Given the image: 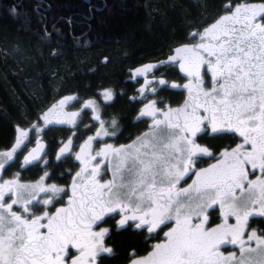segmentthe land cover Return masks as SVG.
<instances>
[{
  "label": "snow or ice",
  "instance_id": "6c2138e0",
  "mask_svg": "<svg viewBox=\"0 0 264 264\" xmlns=\"http://www.w3.org/2000/svg\"><path fill=\"white\" fill-rule=\"evenodd\" d=\"M191 35L199 36V42L177 48L169 58L179 60L180 70L189 78L183 86L189 99L181 107L166 110L157 108L155 101L148 103L140 116L151 117L152 124L132 144L105 143L93 153L89 137L80 149L84 158L76 156L84 164L77 177L88 175L79 182L73 180L67 207L49 209L63 198L62 193L67 195L66 189L55 184L0 179V264H95L99 252H111L103 246L108 229L101 227L110 214H120V227L133 221L135 228L146 227L148 233L162 225L170 229L164 232V242L132 264H264V233L249 231L251 217H264V4L237 6L202 34ZM103 95L112 98L108 90ZM59 104L62 108L65 101ZM55 111L56 106L49 113ZM49 113L42 119L48 120ZM62 115L68 119L56 123H74L78 113ZM100 126L102 132L96 137L115 135V120L111 133L103 121ZM209 129L214 136L238 134L241 142L214 157L208 147L197 143L198 134L207 135ZM17 131L13 148L0 152V172L28 135ZM204 156L216 163L196 170ZM97 157L106 162L111 179H98L99 161L89 171V161ZM34 159L30 153L24 164ZM256 170L261 175L250 179ZM190 172L196 179L178 189ZM13 205L22 211L13 210ZM214 205L219 206L222 222L211 226L206 210ZM230 218L235 222L230 223ZM228 245L239 246V258L235 251L228 255L221 251ZM253 253L255 257L246 255Z\"/></svg>",
  "mask_w": 264,
  "mask_h": 264
},
{
  "label": "trees",
  "instance_id": "16d2710c",
  "mask_svg": "<svg viewBox=\"0 0 264 264\" xmlns=\"http://www.w3.org/2000/svg\"><path fill=\"white\" fill-rule=\"evenodd\" d=\"M237 3L264 0H0V152L13 148L18 129L42 125V113L62 95L123 88L130 67L191 43L192 33ZM134 109L124 98L110 108L124 127ZM48 140L56 147V132ZM110 241L114 252L101 264H124L131 252L149 248L136 232L115 233Z\"/></svg>",
  "mask_w": 264,
  "mask_h": 264
},
{
  "label": "flooded vegetation",
  "instance_id": "af4514ba",
  "mask_svg": "<svg viewBox=\"0 0 264 264\" xmlns=\"http://www.w3.org/2000/svg\"><path fill=\"white\" fill-rule=\"evenodd\" d=\"M244 4L247 3H237L231 8V11L224 16L231 15L237 6ZM260 4L264 3L250 5ZM203 32L204 31H202V33ZM198 42L199 36H197L196 39L191 43L182 45L178 48L184 47L186 45L191 47ZM175 50L170 55L156 62H147L136 67H130L127 71L126 78L123 80L125 84L123 88H115L113 85L107 86L104 88H99L93 94L85 97H81L76 92H70L62 95V97L57 100L56 105L49 107L45 112L42 113L43 117L49 112L50 109L56 106L55 117L53 120H51L53 121L52 123H45L46 120L42 119V125H35V127H33V125L32 127L23 129V131L28 133V135L24 138V143L22 144L21 148L18 149L14 154L13 160L9 161L5 165V170L3 172H0V179L8 180L12 179L13 177H18L19 182L26 185H33L37 183L44 185L55 184L66 189L67 195L62 193L61 196L63 198L56 200L53 205H49V209L54 212L56 208L67 207L69 197L71 196V186L73 180L79 182L82 178L87 177L88 175V173L85 172L81 174V177H77L76 174L81 172V169L84 168V164L81 162V160L76 159V156L79 154L82 156V158H84L83 154L80 152V149L88 142L89 137L93 138L91 142L93 153L104 147L105 143L111 144L114 147L132 144L133 141L137 140V137H140L143 133L148 132L152 124L151 117L140 116L141 111L145 109V106L148 103L155 101L157 108L166 110L168 107H181L184 105L185 101L189 99L188 91L183 87L189 82V78L184 72L180 70L179 60L171 61L169 59L171 56L176 55ZM148 65L153 67H151L146 72L136 74L138 69H144L145 66ZM160 80L165 81V84H160ZM206 81L207 86H210V74L208 77H206ZM173 84L177 85V87H172ZM153 87L156 89L155 92L152 91ZM106 90L110 91L111 93L112 98L110 100L106 99V97L103 95ZM120 98H124L127 101V105L130 107L135 106L134 110H129L126 113L127 122L130 124V126L127 127H124L120 116L117 113H114V111L110 110V108L113 107V105H115ZM61 100L65 101V104L62 108L59 104ZM89 101L94 103L88 107H85V104ZM73 112L78 113V115L74 118V123L55 122L57 119H68V117L62 115V113ZM96 116H99L100 119H95ZM113 120L117 122L115 135H101L100 137H96V133L98 131L102 132L100 126L101 121L104 122V127L111 133L113 131ZM53 132H56V147L51 148L48 137ZM241 139L242 138L235 133H230L223 136H214L209 129L207 135L203 133L198 134L197 143L208 147L213 152L214 157L218 158L222 151H224L226 148L235 147L237 143L241 142ZM69 141H71V144H69ZM66 145H68V147L65 148ZM61 148H65L63 153L60 151ZM30 153L33 154L36 159L25 165L24 159L25 157H28ZM97 161L100 162L101 166V175L98 177V179H101L102 181L111 179L112 173L110 170L106 169V162L102 157H97L96 160L89 161V171L91 170L92 165L96 164ZM214 163H216V159L204 156L198 160L195 168L196 170L208 168ZM61 165H63L64 168L63 174L59 172ZM13 167H15V169L11 170L9 176H7L8 170L10 168L12 169ZM260 175V171L256 170L255 175H251L250 179H255ZM195 179V175L190 172L180 181V183L177 185V188L179 189L188 187ZM44 195V193H39L40 197H44ZM12 198L14 199L15 197ZM5 199L8 203H11V199H9L7 196ZM14 207L19 210L18 212L22 211L19 205H13V208ZM206 211L209 214V223L211 226H215L216 224L222 222L218 205H214L211 208H208ZM105 219L108 222L103 223L101 227L107 228L108 232L104 237L103 246L110 248L111 252H114V248L111 244L110 238L115 233L120 234L129 231L140 233L144 236L145 242L149 243V248L144 254L140 255L136 254L135 252H131L129 260L124 264H132L134 259L147 256L153 250L155 244L164 242L166 240L164 232L170 230L169 227L162 225V230L157 229V231L154 233H148L146 227L143 229L135 228V222L133 221H129L124 227H120V214H110V216L106 217ZM229 222L234 223L235 221L233 218H230ZM169 223L174 226L173 222ZM249 225V231L256 230L258 234L264 233V217H251L249 219ZM95 230L99 231L100 229L96 228ZM246 236L247 233L245 235V239ZM252 246L255 247L254 242H252ZM150 247H152V249ZM221 251L224 252L225 255L235 251L237 258L240 257L238 245L222 246ZM111 252H99L95 258V264H101V260L104 257H111L113 254ZM252 256L255 257V255Z\"/></svg>",
  "mask_w": 264,
  "mask_h": 264
},
{
  "label": "rangeland",
  "instance_id": "374dc122",
  "mask_svg": "<svg viewBox=\"0 0 264 264\" xmlns=\"http://www.w3.org/2000/svg\"><path fill=\"white\" fill-rule=\"evenodd\" d=\"M53 109V108H52ZM49 113V112H48ZM54 117H55V112H53V113H49V116H48V120H46L45 121V123L46 122H48L49 120L51 121V120H53L54 119ZM52 118V119H51ZM15 211H19L17 208H13ZM151 249H152V247H150ZM246 255H255L254 253L253 254H246Z\"/></svg>",
  "mask_w": 264,
  "mask_h": 264
}]
</instances>
